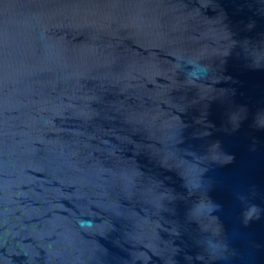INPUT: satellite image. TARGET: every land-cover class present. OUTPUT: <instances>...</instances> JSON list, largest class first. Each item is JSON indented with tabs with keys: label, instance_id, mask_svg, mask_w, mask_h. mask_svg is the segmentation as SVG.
I'll list each match as a JSON object with an SVG mask.
<instances>
[{
	"label": "water",
	"instance_id": "95a60500",
	"mask_svg": "<svg viewBox=\"0 0 264 264\" xmlns=\"http://www.w3.org/2000/svg\"><path fill=\"white\" fill-rule=\"evenodd\" d=\"M0 264H264V0H0Z\"/></svg>",
	"mask_w": 264,
	"mask_h": 264
}]
</instances>
